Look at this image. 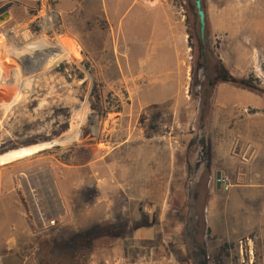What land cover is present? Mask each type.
<instances>
[{"label": "rangeland", "instance_id": "374dc122", "mask_svg": "<svg viewBox=\"0 0 264 264\" xmlns=\"http://www.w3.org/2000/svg\"><path fill=\"white\" fill-rule=\"evenodd\" d=\"M199 1L205 12L203 37L195 0H173L191 43L187 42L186 56L188 97L181 106L188 111L179 117L186 124L182 130L186 146L197 135L201 110L204 126L210 114L215 127L224 94L250 93L264 99L252 90L214 79L220 61L236 79L244 78L264 90V35L254 34V13L264 14V0ZM58 3L0 0V159L25 156L30 160L25 168L34 173L69 165L76 151L85 152L94 144L111 147L129 125L138 128L147 123L145 108L156 107L155 101L134 99L135 85L121 81L124 70L114 66L117 54L111 52L114 42L118 44L117 33L108 26L104 12L95 20L88 19L91 5L83 4L82 12L66 14L65 24ZM192 21L196 31L191 29ZM200 49L204 71L196 69ZM157 102L163 107L175 103ZM234 108L241 110L239 115L254 112L250 105ZM155 118L153 130L176 133L171 116L163 118L166 122ZM205 148L200 173L173 181L168 208L153 213V223L161 219L153 227L158 231L154 237L157 254L176 257L182 264H264V213L261 203L254 202V179L237 176L240 162L223 166L218 157L222 170L215 169L208 138ZM237 151L238 147L232 154ZM217 172L228 179V189L216 190ZM241 184L249 185L245 198L235 193ZM35 190L38 195L32 198L28 191L21 205L0 204V227L2 216L15 213L25 220L21 236L0 235V264H71L74 244H70L80 236L89 241L79 246L77 257L82 255L91 264H127L136 253L132 250L134 230L144 223L143 218L152 224L146 214L140 221L132 220V212L122 210L120 203L102 212V205H94V191L86 189L84 202L68 204V211L53 219L54 224L42 225L39 219L47 215L46 204ZM14 229L11 225L10 231ZM199 250L204 254L196 255Z\"/></svg>", "mask_w": 264, "mask_h": 264}, {"label": "crops", "instance_id": "0c3cea01", "mask_svg": "<svg viewBox=\"0 0 264 264\" xmlns=\"http://www.w3.org/2000/svg\"><path fill=\"white\" fill-rule=\"evenodd\" d=\"M83 4L91 5L88 19L95 20L100 11L104 12L108 26L117 33L118 44L114 42L111 49L117 54L113 64L124 70L122 82L135 85L133 98L155 101L156 107L145 108L147 123L138 128L129 125L123 138L111 147L100 142L85 152L76 151L73 163L58 170L29 172L25 167L30 160L25 156L10 161L0 159V204L21 205L23 196L27 198L29 189L35 188L43 196L48 217L55 219L68 211V204L84 202L83 191L92 189L96 196L94 205H102V212L120 203L122 210L132 212V220L140 221L143 214L152 217V224L147 225L143 218L144 223L133 232L132 250L136 253L132 258L156 257L160 255L154 244L158 231L153 227L161 219L157 217L153 223V213L168 208L173 181L200 173L194 171V152L189 154L183 143L186 124L179 118L183 111H188L181 107L188 97V35L173 0H59L57 10L62 21L66 24L68 12H82ZM254 34L264 35L263 13H254ZM222 100L224 107L217 110L215 127L211 126L210 114L205 118L211 163L222 170L216 161L218 157L223 166L240 162L237 176L254 179V202L261 203L264 213V99L250 93H226ZM157 101L175 103L163 107ZM146 105L150 106V102ZM239 105H250L254 112L239 115L241 110L234 108ZM166 116L173 119L171 128L176 133L153 130L152 118L166 122ZM236 147L238 154H232ZM248 186L237 185L235 193L245 198ZM1 219L0 235L21 236L25 221L21 215L13 213ZM11 225L14 232L10 231Z\"/></svg>", "mask_w": 264, "mask_h": 264}, {"label": "trees", "instance_id": "16d2710c", "mask_svg": "<svg viewBox=\"0 0 264 264\" xmlns=\"http://www.w3.org/2000/svg\"><path fill=\"white\" fill-rule=\"evenodd\" d=\"M194 5H195V2H194ZM195 9H196V5H195ZM192 13H195L194 12V9H192ZM196 14H197V9H196ZM197 16H198V14H197ZM198 26H199V17H198ZM191 29L193 31L194 30L195 31L197 30L196 22L192 21ZM188 44H189V46H191V43H190V35H189V38H188ZM201 46H202V42L199 41V48ZM196 66H197L196 67L197 71H199V70H203L204 71L205 70L204 53H203V50L202 49H200V54H198V56H197ZM214 79L216 81H220V82H230V83H233V84H235L237 86H240L242 88H246V89L252 90V91H254L256 93H259V94H261L264 97V90L263 89H260L257 86L251 85V83H249L248 80H246L244 78H242V79H236L222 65V63L220 61H217V64L215 66ZM115 110L116 111H119L120 110V107L118 106ZM201 112L202 113H201V116H200L199 128H198V131L196 133L197 135L195 137H193L190 140L189 144H188V148L191 149L194 152L195 157L197 159L195 161V163H194V166H193L194 167V170H198V169H200V167H202V166H200L199 163H200V161H201L202 158L204 159V156L203 155L205 154V151H206V148H205V146H206V137H205V127H204V124H203V110H201ZM201 165H203V164H201ZM205 166L208 167V165H205ZM113 229H114V227H113ZM188 229L189 228L186 229L187 234L189 233ZM88 236L90 237V235H88ZM77 238L78 239H77L76 242L70 244L71 246H72V244H74L73 259L70 260V263L71 264H91V260L85 259L84 257H82V255H79V254H78V257H77V254H76L77 251L80 249L79 246L82 245V244H84V243H87L89 240L86 239V238H83L82 236L77 237ZM195 252H196V255H198V254H204V251L203 250L202 251L199 250V251H195ZM164 256H170V255H159V257H164ZM133 259H135V258H133ZM133 259H131V260H133ZM175 259H176V257H175ZM176 260H178V259H176ZM180 263L182 264V262H180ZM40 264H46V262H44V263L40 262Z\"/></svg>", "mask_w": 264, "mask_h": 264}, {"label": "built area", "instance_id": "2783aa9c", "mask_svg": "<svg viewBox=\"0 0 264 264\" xmlns=\"http://www.w3.org/2000/svg\"><path fill=\"white\" fill-rule=\"evenodd\" d=\"M220 182H221V188L223 189H228V187L230 186L228 183V179L224 176H221ZM29 193L31 194L32 198L33 195L35 197L37 194L35 188L29 189ZM39 220L42 225L46 223L54 224V220L49 219V217L47 215L45 216L44 214L41 215V218ZM127 264H181V263L172 256H164V257H137L129 261Z\"/></svg>", "mask_w": 264, "mask_h": 264}, {"label": "water", "instance_id": "95a60500", "mask_svg": "<svg viewBox=\"0 0 264 264\" xmlns=\"http://www.w3.org/2000/svg\"><path fill=\"white\" fill-rule=\"evenodd\" d=\"M196 9H197V14L199 17V34L201 37H203L204 34V29H205V13L201 8V4L199 0L195 1ZM221 174L220 172L216 173V188L220 189L221 188Z\"/></svg>", "mask_w": 264, "mask_h": 264}, {"label": "bare ground", "instance_id": "6f19581e", "mask_svg": "<svg viewBox=\"0 0 264 264\" xmlns=\"http://www.w3.org/2000/svg\"><path fill=\"white\" fill-rule=\"evenodd\" d=\"M2 20H5V19H2ZM8 101V100H7ZM2 103V102H1ZM40 218H41V215H40ZM251 242V241H250ZM251 244V243H250ZM253 245V243H252ZM243 247V246H242ZM242 249V248H241ZM249 252V251H248ZM253 252V251H252ZM252 257V256H251ZM255 257V256H254ZM253 258V257H252ZM248 262V261H247Z\"/></svg>", "mask_w": 264, "mask_h": 264}]
</instances>
